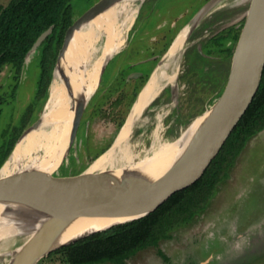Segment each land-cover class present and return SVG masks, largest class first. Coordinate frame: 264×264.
Returning <instances> with one entry per match:
<instances>
[{
  "label": "rangeland",
  "instance_id": "obj_1",
  "mask_svg": "<svg viewBox=\"0 0 264 264\" xmlns=\"http://www.w3.org/2000/svg\"><path fill=\"white\" fill-rule=\"evenodd\" d=\"M99 1L74 0V24ZM9 2L0 0V4ZM207 2H143L125 45L108 63L97 91L52 169L53 179L66 182L113 146L135 102L134 93H140L137 89L148 82L165 51L194 18L199 23L186 41L179 88L176 91L174 85L166 86L146 107L148 120L136 132L140 147H151L160 110L165 112L160 133L163 139L175 141L217 100L224 86L217 84L223 80L224 71L216 78L211 72L225 50L214 38L242 31L250 0L213 5L197 17ZM174 19L176 25L171 27ZM42 44L31 54L20 76L11 64L0 70V170L47 103L52 79L47 91L37 95ZM129 63L132 66L128 67ZM125 68L130 74L122 76ZM118 98L122 101L116 104ZM170 232L171 237L159 245H149L121 264H264V129L249 139L206 208ZM10 259L0 253V264H8ZM46 263L60 264V255L48 254L38 264Z\"/></svg>",
  "mask_w": 264,
  "mask_h": 264
},
{
  "label": "water",
  "instance_id": "obj_2",
  "mask_svg": "<svg viewBox=\"0 0 264 264\" xmlns=\"http://www.w3.org/2000/svg\"><path fill=\"white\" fill-rule=\"evenodd\" d=\"M118 1L100 0L90 9L81 22L77 25L73 23L59 52L51 85L57 73H63L67 81L72 78L71 68H68L69 72L66 73L63 70L64 64L70 57L76 32ZM144 1L141 0L138 12H140ZM217 1L209 0L205 4L207 6H204L197 13L199 14L197 17H200L204 9L213 6ZM244 16L246 20L235 46L224 91L200 115L203 118L194 136L178 159L164 173L129 192L117 196L98 197L74 208L67 207L64 204L52 205L50 203L54 197L62 198L66 195L69 200H73L88 192H100L105 186V180L111 178V175L100 171L84 173L88 169L86 168L64 183L53 179L52 167L57 162L62 146L66 141V136H64V142H60L59 146L49 156L47 167L43 168L36 176H32L33 181L29 187L27 186L18 191L16 189L15 192H12V195L0 194V217H2L0 223L4 226L20 229L16 236L27 239L30 244L33 243L22 255L11 257L8 264H38L43 257L63 245L73 243L114 225L142 218L155 211L175 192L191 186L203 176L249 108L263 78L264 0H250V6ZM198 23L199 19L194 18L188 24L190 34ZM51 31L52 27L37 39L27 54L25 65L31 54L39 49ZM115 55H112L106 61L97 88L108 63ZM162 59H160L148 82L138 94L118 137ZM97 88L76 114L70 130L67 132L68 141L71 139L72 133L75 131ZM44 116L43 112L28 128L25 137L43 124ZM53 122L55 123V120ZM56 181L58 184H56ZM89 222H93L92 226ZM34 253L37 254L34 256ZM16 258H18L17 261H15Z\"/></svg>",
  "mask_w": 264,
  "mask_h": 264
},
{
  "label": "bare ground",
  "instance_id": "obj_3",
  "mask_svg": "<svg viewBox=\"0 0 264 264\" xmlns=\"http://www.w3.org/2000/svg\"><path fill=\"white\" fill-rule=\"evenodd\" d=\"M241 1L244 0H218L213 5ZM140 2L141 0H119L76 32L70 57L63 70L66 73L71 68L72 78L67 81L63 73H57L43 111V124L18 144L0 170V194L12 195L16 189L18 191L29 187L33 177L47 167L49 156L60 142H64L66 136L62 153L68 141L67 132L76 114L97 88L106 61L125 45ZM189 36V26H186L165 52L117 141L84 172L100 171L111 175V178L105 180L103 189L97 193H85L73 200H69L66 195L62 198L54 197L50 204H64L74 208L98 197L129 192L164 173L178 159L200 126L203 116L196 118L180 139L169 141L163 139L160 133L165 114L160 110L156 115L158 127L153 135V143L148 148L140 147L141 138L137 137L136 132L148 120L144 111L149 103L166 86L172 84L176 90L179 88L182 54ZM1 220L2 217L0 222ZM89 223L92 226L93 222ZM19 231L20 229L0 223V253L9 255L10 258L16 257L33 245L27 239L16 236Z\"/></svg>",
  "mask_w": 264,
  "mask_h": 264
},
{
  "label": "trees",
  "instance_id": "obj_4",
  "mask_svg": "<svg viewBox=\"0 0 264 264\" xmlns=\"http://www.w3.org/2000/svg\"><path fill=\"white\" fill-rule=\"evenodd\" d=\"M73 2L74 0H10L7 4H0V70L11 64L16 70V76H20L28 52L37 39L52 27L41 48L38 96L48 89L53 76L52 67L55 66L67 32L74 23ZM240 33L239 30L214 38L225 50L222 58L216 61V68L211 72L216 78L220 71H224L223 80L217 84L224 86L218 91L217 98L227 83L230 60ZM129 66L132 64L129 63ZM122 74L127 76L130 71L125 68ZM134 96L133 101L138 92L134 93ZM121 101L122 98H118L115 103L119 104ZM263 129L264 74L249 108L198 181L175 192L150 214L63 245L52 251L49 256L60 255V264H93L105 261L121 264L139 250L149 245H159L161 240L171 237V230L191 222L206 208L218 184L234 166L249 139Z\"/></svg>",
  "mask_w": 264,
  "mask_h": 264
},
{
  "label": "crops",
  "instance_id": "obj_5",
  "mask_svg": "<svg viewBox=\"0 0 264 264\" xmlns=\"http://www.w3.org/2000/svg\"><path fill=\"white\" fill-rule=\"evenodd\" d=\"M159 15H160V13H159ZM174 21H175V19L171 22V27H174L176 24L174 23ZM185 26V24L184 25H182L180 28H181V30H182V28ZM180 28H179V30H180ZM175 34H177V31H176V33ZM168 48V47H167ZM166 52V51H165ZM162 54H164V53H162ZM154 71V70H153Z\"/></svg>",
  "mask_w": 264,
  "mask_h": 264
}]
</instances>
